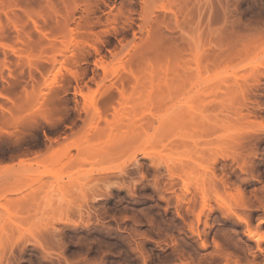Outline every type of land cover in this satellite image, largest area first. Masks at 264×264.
Masks as SVG:
<instances>
[{
    "label": "rangeland",
    "instance_id": "obj_1",
    "mask_svg": "<svg viewBox=\"0 0 264 264\" xmlns=\"http://www.w3.org/2000/svg\"><path fill=\"white\" fill-rule=\"evenodd\" d=\"M0 105V264H264V0H0Z\"/></svg>",
    "mask_w": 264,
    "mask_h": 264
},
{
    "label": "bare ground",
    "instance_id": "obj_2",
    "mask_svg": "<svg viewBox=\"0 0 264 264\" xmlns=\"http://www.w3.org/2000/svg\"><path fill=\"white\" fill-rule=\"evenodd\" d=\"M70 71H71V70H70ZM73 72H75V71H73ZM73 72H72V73H73ZM72 73H71V74H72ZM73 75H74V74H73ZM76 75H77V72H76ZM106 100H107V99H106ZM109 100H110V99H109ZM41 101H42V100H41ZM106 102H108V101H106ZM109 102H110V101H109ZM46 104H47V103H46ZM48 104H49V103H48ZM38 105H39V104H38ZM0 106H1V105H0ZM39 106L41 107L42 105L40 104ZM49 106H50V105H49ZM43 107H44V106H43ZM38 108H39V107H38ZM45 108H46V107H45ZM51 108H52V107H51ZM53 108H54V107H53ZM55 108H56V107H55ZM43 109H44V108H43ZM47 109H48V107H47ZM56 109H58V108H56ZM98 109H99V108H97L96 110H98ZM2 110H3V109H2ZM41 110H42V109H41ZM48 110H49V109H48ZM48 110H47V111H48ZM54 110H55V109H54ZM96 110H95V111H96ZM38 111H39V113H41V112H40V109L37 110V112H38ZM45 111H46V110H45ZM98 111L100 112V110H98ZM98 111H96L95 113H98ZM55 112H56V111H55ZM37 114H38V113H37ZM43 114H44V112H43ZM54 114H55V113H53V115H54ZM98 114H99V113H98ZM41 115H42V114H41ZM53 115H51V116L49 115V116L52 117ZM96 115H97V114H96ZM39 116H40V115H39ZM42 116H43V115H42ZM36 118H37V117H36ZM53 118H56V116H55V117L53 116ZM53 118H51L52 121H54ZM90 118H91V117H90ZM92 118H93V117H92ZM44 119H45V118H44ZM47 119H48V118H47ZM10 120H11V119H9V121H10ZM16 120H17V119H16ZM20 120L22 121L21 118L19 119V121H20ZM33 120H34V119H33ZM36 120H37V119H36ZM11 121H12V120H11ZM14 121H15V120H14ZM24 121H25V120H24ZM49 121H51V120H49ZM4 122H6V121H4ZM15 122H17V121H15ZM15 122H14V123H15ZM27 122H28V121H27ZM8 123H10V122H8ZM17 123H20V122H17ZM17 123H16V124H17ZM23 123L25 124V122H23ZM21 124H22V123H21ZM29 124H31V123H29ZM28 126H29V125H28ZM24 127H25V126H24ZM85 128H86V127H85ZM82 131L84 132V134H86V132H87V133L89 132V130H86V131H85L84 129H83ZM71 143L73 144V141H71ZM72 144H69V146H71ZM54 151H55V152H54ZM57 151H60V150H59V149H58V150H53L52 152L57 153ZM54 153H53V154H54ZM58 153H59V152H58ZM25 161H26L25 159H21V160H20V163H21V164H24ZM27 161H28V160H27ZM13 168H14V166H11V165H9V164H6V165H0V170H4V171H11ZM13 170H14V169H13ZM214 174H215V173H214ZM215 175H216V174H215ZM211 176H212V175H210V178L212 179L213 176H212V177H211ZM217 176H218V175H217ZM214 178H215V177H214ZM214 178H213V179H214ZM220 178H221V177H220ZM223 178H224V177H223ZM218 179H219V178H218ZM220 180H221V179H220ZM220 180H218V181H220ZM216 181H217V180H216ZM222 181H223V180H222ZM224 182H225V180H224ZM224 182H219V183H223V185H224V184L226 183V182H225V183H224ZM213 183L215 184V180H214V182H213V180H212V184H213ZM217 183H218V182H217ZM217 183H216V184H217ZM225 185H226V184H225ZM224 187H225V186H224ZM226 188H227V187H225V189H226ZM238 190H239V189H237V191H238ZM240 191H242V190H240ZM240 191H239V193L237 192V193H238V196H241L242 193H243V192H241V194H240ZM239 194H240V195H239ZM242 196H243V195H242ZM242 196H241V197H242ZM207 207H208V206H207ZM207 209H209V207H208ZM74 226H77V224H74ZM257 239L260 240V237H258Z\"/></svg>",
    "mask_w": 264,
    "mask_h": 264
}]
</instances>
